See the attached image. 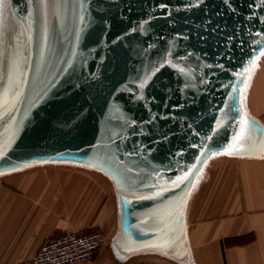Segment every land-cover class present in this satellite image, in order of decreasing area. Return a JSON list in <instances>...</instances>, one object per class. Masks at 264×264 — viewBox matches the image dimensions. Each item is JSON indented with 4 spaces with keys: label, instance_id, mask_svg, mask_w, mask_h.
<instances>
[{
    "label": "water",
    "instance_id": "water-1",
    "mask_svg": "<svg viewBox=\"0 0 264 264\" xmlns=\"http://www.w3.org/2000/svg\"><path fill=\"white\" fill-rule=\"evenodd\" d=\"M262 53L264 0H4L0 176L96 172L115 196L117 257L188 262L185 209L203 170L264 157L244 101Z\"/></svg>",
    "mask_w": 264,
    "mask_h": 264
},
{
    "label": "crops",
    "instance_id": "crops-1",
    "mask_svg": "<svg viewBox=\"0 0 264 264\" xmlns=\"http://www.w3.org/2000/svg\"><path fill=\"white\" fill-rule=\"evenodd\" d=\"M246 111L264 124V55L253 65ZM189 261L143 251L120 259L105 244L79 264H264V157L221 156L203 170L185 209ZM118 229L107 179L63 164L0 176V264H27L40 245L65 231Z\"/></svg>",
    "mask_w": 264,
    "mask_h": 264
},
{
    "label": "built area",
    "instance_id": "built-area-1",
    "mask_svg": "<svg viewBox=\"0 0 264 264\" xmlns=\"http://www.w3.org/2000/svg\"><path fill=\"white\" fill-rule=\"evenodd\" d=\"M99 230L65 231L44 241L27 264H79L92 261L106 244Z\"/></svg>",
    "mask_w": 264,
    "mask_h": 264
},
{
    "label": "snow or ice",
    "instance_id": "snow-or-ice-1",
    "mask_svg": "<svg viewBox=\"0 0 264 264\" xmlns=\"http://www.w3.org/2000/svg\"><path fill=\"white\" fill-rule=\"evenodd\" d=\"M3 3H4V0H0V5H3ZM262 55H264V53H262ZM133 123H135V121H133ZM236 139L239 140L240 137L238 136Z\"/></svg>",
    "mask_w": 264,
    "mask_h": 264
}]
</instances>
